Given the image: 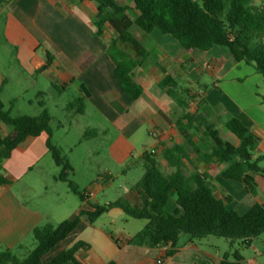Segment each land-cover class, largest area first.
<instances>
[{"label":"crops","instance_id":"0c3cea01","mask_svg":"<svg viewBox=\"0 0 264 264\" xmlns=\"http://www.w3.org/2000/svg\"><path fill=\"white\" fill-rule=\"evenodd\" d=\"M96 15L97 4L87 0H16L0 5L3 38L6 46L13 49L15 64L20 69V73L13 76L0 72L2 101L5 109L8 104L7 111L13 117H37L41 114L39 102L46 101L48 97V92L42 89L43 83L53 92H65L73 87L78 92L77 98L82 95L83 87L88 93L85 113L78 115L81 119H76L74 116L77 114L69 113L66 106L63 111L67 121L58 122L57 130H66L71 124L68 120L73 119L78 122L81 137L87 131L97 133L96 137L85 141L110 137L112 155L120 164L127 162L129 156L135 153L142 159L147 148L140 152L137 139L145 133L154 141L153 148L147 151L161 155L160 144L184 145V138L175 126L183 115L182 111L179 113L176 104L167 96L158 98L150 90L154 83L171 75L179 87L189 88L196 97L197 113L204 112L209 106L214 110V120L221 119L225 114L238 118L260 139L259 145H264V136L259 137L264 126L262 109L251 98L245 103L241 90L246 82L262 76L254 66L237 63L227 49L219 46L207 52L188 53L170 35L158 30L146 34L133 26V34L151 52V56L140 70L143 93L138 100L131 101L121 91L114 76V63L107 54V47L117 34L106 24L103 35L97 36ZM42 50L45 58L41 55ZM204 76L211 79V88L203 84ZM251 93L258 95L256 90ZM41 94L45 96L40 98ZM200 100L206 104L199 105ZM22 104L27 112L20 113L19 109H24ZM53 121L52 117V124ZM52 124L51 137L44 132L38 137L28 138L12 152L4 166L9 185H0V252L9 250L20 260L25 259L34 248L33 231L36 228L46 224L57 226L83 211H93V192H84L93 196L81 201L80 205H71L69 196L73 193L58 185L61 184L57 180L61 168L48 150V141L61 151L63 148L56 140ZM10 130L0 122L1 136L7 135ZM239 143L238 140L233 145L238 146ZM261 156L264 155L253 154L252 161ZM189 158L190 162L185 161L186 169L188 164H194L193 157ZM158 166L167 168L165 173L172 172L166 163ZM225 167L226 164L215 161L209 169L202 161L193 166L191 172L196 169L204 174L217 198L224 200L230 197V201L225 202L229 208L234 198L218 193L216 180L212 177V171L217 169L221 178L218 183L230 186L226 181L231 180L222 178L220 174ZM254 178L256 195L248 193L240 183L242 188L239 192L245 194L244 201L251 205L249 210L257 203L264 204V176L254 175ZM103 180L108 183L112 176L108 175ZM111 214V211L105 214L109 217L105 225L99 223L104 215L93 225L83 219L68 238L43 257V264H49L59 253L79 241L91 246L89 250L77 253L76 258L81 264H220L224 255L231 254L225 250L223 241L213 239L216 237L194 241L187 234L180 235L175 247L132 245L130 240L147 223H135L130 227L129 221L122 215ZM256 240L251 246H244L254 255L243 258L239 253L243 258L241 264H264V251L256 253ZM261 243L264 245L263 240ZM172 249L176 253L168 257L167 253Z\"/></svg>","mask_w":264,"mask_h":264},{"label":"trees","instance_id":"16d2710c","mask_svg":"<svg viewBox=\"0 0 264 264\" xmlns=\"http://www.w3.org/2000/svg\"><path fill=\"white\" fill-rule=\"evenodd\" d=\"M13 1L16 0H0V5ZM87 1L97 4L96 35H103L106 24L117 34L108 45L107 54L114 63V76L121 91L131 101L138 100L143 93L140 70L151 56V52L133 34V26L146 34L158 30L170 35L188 53L207 52L215 46L223 47L237 63L254 66L264 79V6L257 7L252 0ZM129 11L136 12L137 17L133 19ZM2 90L3 86H0V122L11 129L7 135H0V185L6 186L9 180L4 166L12 152L30 137H38L44 132L51 137L53 130L52 117L44 100L39 102L42 109L39 116L13 117L5 109ZM150 90L158 98L167 96L183 113L175 126L184 138V145L160 144L161 156L172 172H163L158 166L156 154L145 150L142 155L144 173L128 193L104 206L92 205L93 211H83L57 226L46 224L36 228L33 231L35 245L28 256L20 260L6 250L0 252V264H43V257L68 238L83 219L93 225L115 209L123 211L133 220L147 221L146 226L130 240L132 245L140 247H175L181 234L189 235L194 241L216 237L231 242L241 241L249 247L264 235V204L257 203L248 212L240 214L226 206L225 202H229L230 197L222 200L215 196L214 188L204 174L196 169L189 175L185 172V161L190 162L189 147L209 169H212L215 161L226 164L220 173L222 178L239 182L248 193L256 195L254 175L264 176V170L259 166L264 156L255 161H252V157L260 139L241 120L233 117L225 126L240 143L235 146L224 141L214 120V110L207 106L202 113L191 112L190 103L196 97L189 88L179 87L171 75L154 83ZM81 94L68 103L66 110L69 113H85L88 93L83 87ZM44 96L41 94L39 97ZM261 98L264 103V95ZM201 104L206 103L200 100ZM96 136V132L87 131L82 141ZM197 136L199 144L195 140ZM207 148L209 151H204ZM48 150L61 168L57 180L66 184L70 192L84 202L85 193L79 192L71 180L73 168L62 151L50 140ZM172 193L176 194L179 209L169 214L166 207ZM90 247V244L79 241L59 253L49 264H81L76 258L77 253L87 251ZM175 253L176 250L172 249L167 256L171 257ZM242 261L243 258L235 252L224 255L220 264H241Z\"/></svg>","mask_w":264,"mask_h":264},{"label":"rangeland","instance_id":"374dc122","mask_svg":"<svg viewBox=\"0 0 264 264\" xmlns=\"http://www.w3.org/2000/svg\"><path fill=\"white\" fill-rule=\"evenodd\" d=\"M125 1L129 3V0H118ZM253 4L257 7L264 6V0H252ZM130 16L135 19L137 17V13L134 11H129ZM3 21L0 20V72L4 75L13 76L20 73V69L15 64V55L13 49H9L3 38ZM135 30H139L137 26H134ZM44 46V45H43ZM47 49V48H46ZM49 50V49H47ZM50 51V50H49ZM41 55L45 58L43 54V50L41 51ZM261 75V74H260ZM43 82V80H41ZM203 84L211 88V79L208 76H204L202 80ZM42 89L48 92V97L45 101L46 108L50 111L51 117L54 118L53 127L57 126L58 122H66V114L63 109L67 106L69 102H73L78 97V92L75 88H69L65 92H53L51 91L45 83L42 84ZM244 92V102H247V99L251 98L252 101L256 102V106L262 109V118L264 119V103L262 102L261 96L264 95V79L260 76L259 79L249 80L244 84L241 89ZM256 90L258 93L257 96H254L251 92ZM251 93V94H250ZM190 105L191 112L197 111L196 102L192 101ZM24 109H19L20 113L27 112V108L24 104ZM246 105V104H245ZM21 107V106H20ZM8 104L6 103V110L8 109ZM29 110V109H28ZM177 111L181 113V110L177 108ZM15 116L16 113H13ZM76 119L79 118L78 115H75ZM230 115L225 114L221 119H215L216 126L219 130L220 136L224 141L230 142L232 144H236L238 139L232 135L226 128V123L230 120ZM70 125L68 124V128L66 130H57L56 132V140L62 146V155L66 157L68 162L72 165L74 169V173L71 175V180L78 187L79 192H93L94 197L91 200L92 205L104 206L109 202H114L117 198L124 193L128 192L132 186H134L142 177L144 173V163L140 157L133 154L129 156V159L124 164H120L116 161L112 155V140L110 137L101 136L98 140L91 141H82L81 142V131L76 120H68ZM264 121V120H263ZM3 132L0 131V135ZM264 134V126L260 130L259 137L263 138ZM196 142L199 144L200 140L197 136L195 138ZM153 139L148 136L147 133L142 137L137 139V146L140 149V152L147 148L150 151L153 148ZM187 151L189 156L193 157V165L188 164L186 169V174L193 170V166L196 164H200L202 159L194 154L191 148L187 147ZM204 151H209V148ZM255 155H264V145H257L253 151ZM156 160L159 165L165 164L166 162L163 160L161 155H156ZM260 166L264 168V161L260 163ZM163 172H168L167 168H160ZM111 175L112 180L108 183L104 182V178L106 176ZM212 177L216 180L215 189L218 193L223 194L224 196H232L234 198V203L228 205L229 208L235 210L240 213H245L249 210L251 205H248L246 201H244L245 194H241L239 192L242 185L240 183L234 181H226L230 186L224 185L222 183H218V179L221 180L218 176L217 169L212 171ZM62 185L64 189H68L65 184ZM239 187V188H238ZM69 202L71 205L81 204V199L74 195L70 194ZM179 209L176 203V194L172 193L170 201L166 207V212L169 214H174L175 211ZM111 215L119 214L122 215L124 219L129 221V226L136 225L135 223H147L146 220H133L126 216L120 210H111ZM109 217L104 215L99 223L107 224ZM122 226V225H121ZM213 238V237H212ZM225 243V250L234 254L238 252L244 258V256H251L255 253L252 250L244 249V245L241 241L231 242L230 240L224 238H213ZM261 240L264 241V235H261L259 240H256L255 245L258 247L259 253L264 251V245L261 243ZM24 260V259H22Z\"/></svg>","mask_w":264,"mask_h":264},{"label":"built area","instance_id":"2783aa9c","mask_svg":"<svg viewBox=\"0 0 264 264\" xmlns=\"http://www.w3.org/2000/svg\"><path fill=\"white\" fill-rule=\"evenodd\" d=\"M151 153H155V151H151ZM91 196H93L92 194H86L85 197L88 199L90 198Z\"/></svg>","mask_w":264,"mask_h":264}]
</instances>
